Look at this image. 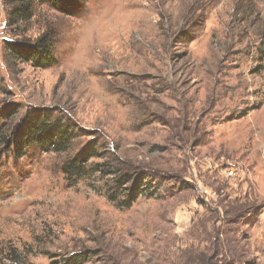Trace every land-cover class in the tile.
Returning a JSON list of instances; mask_svg holds the SVG:
<instances>
[{"label":"rangeland","instance_id":"1","mask_svg":"<svg viewBox=\"0 0 264 264\" xmlns=\"http://www.w3.org/2000/svg\"><path fill=\"white\" fill-rule=\"evenodd\" d=\"M10 9L0 137L44 112L72 138L21 158L0 145V264H264V0H34L16 24ZM44 31L49 66L9 57L6 40ZM117 168L151 187L131 206Z\"/></svg>","mask_w":264,"mask_h":264},{"label":"trees","instance_id":"2","mask_svg":"<svg viewBox=\"0 0 264 264\" xmlns=\"http://www.w3.org/2000/svg\"><path fill=\"white\" fill-rule=\"evenodd\" d=\"M54 7L57 6H71L73 0H48ZM10 5V13L8 14L9 22L16 24L20 21L29 20L33 14L34 0H7ZM53 34L44 31L33 43H20L16 41L6 40L4 43L5 50L10 58L19 60L23 63H31L34 67H47L53 62L52 58V44L51 39ZM16 111L11 108L4 112L5 118H10ZM9 130H6L7 133ZM0 137V145L4 150L12 151V154L21 158L25 154V150L29 145H36L37 147L55 153L65 150V145L72 138V130L69 126L64 124L60 119H54L49 116V113L35 112L28 115L24 121L16 125L12 132ZM94 141H89L82 149H80L72 160L67 161L63 165V171L70 179L76 180L84 175V166L88 161L97 157V148ZM115 169V167H110ZM117 172L109 171V174H115L116 186L119 187L120 192L126 195V200L122 201L123 206H131L138 196L149 190L151 187L144 179L137 177L126 178L122 175L123 171L117 168ZM120 172V173H119ZM121 174V175H120ZM130 183V185H129ZM128 187H124L125 185ZM117 191V190H116ZM118 192V191H117ZM119 193V192H118ZM116 193V194H118ZM114 197H112L113 199ZM10 256V258H9ZM6 255V259L11 261V264H17L21 256L19 254ZM82 257V256H81ZM83 258V257H82ZM78 262V257L75 259ZM233 264V263H227Z\"/></svg>","mask_w":264,"mask_h":264}]
</instances>
